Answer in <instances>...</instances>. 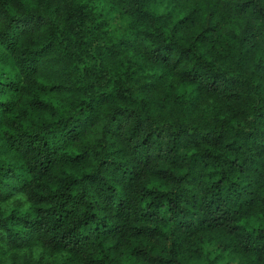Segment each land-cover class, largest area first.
Masks as SVG:
<instances>
[{
	"label": "clouds",
	"instance_id": "clouds-1",
	"mask_svg": "<svg viewBox=\"0 0 264 264\" xmlns=\"http://www.w3.org/2000/svg\"><path fill=\"white\" fill-rule=\"evenodd\" d=\"M14 5L15 10L0 9V32L22 14L46 21L11 61L10 75L19 77L21 85L12 100L23 98L17 114L30 103L43 109L12 117L17 132L23 139L28 132L58 129L71 118L83 133L72 129L74 142L59 154L60 163L47 177L0 185V264H62L71 254L55 249L73 245L80 264H98L95 239L81 247L67 236L63 241L44 233L21 236L7 223L38 218V208L55 206L73 184L81 186L72 190L78 197L102 167L98 154L108 147L110 131L130 156L138 155L130 182L118 191L130 201L128 231L118 245L122 264H140L128 257L133 247L150 258L143 264H243L233 251L237 237L264 234V179L256 177L255 165H241L244 175L224 185L234 195L253 188L247 209L235 201L217 202L203 224L194 218L178 228L169 219L167 200L179 197L180 207L186 208L185 199L199 198L214 183L210 177L219 178L215 165L203 166L209 160L202 139L229 142L252 134L264 116V0H14ZM68 7L78 17L74 34L66 31ZM51 28L59 37L55 50L46 38ZM161 46L169 49L163 58L167 67L160 63ZM25 49H35L39 57L30 74L21 66ZM118 91L139 107L121 106L119 120L113 122V107L105 101ZM86 104L96 106L88 120L81 114ZM64 161L79 163L66 166ZM154 198L165 200L163 211L154 212ZM146 215L155 216V223H138ZM138 228L146 240L136 238Z\"/></svg>",
	"mask_w": 264,
	"mask_h": 264
},
{
	"label": "trees",
	"instance_id": "trees-1",
	"mask_svg": "<svg viewBox=\"0 0 264 264\" xmlns=\"http://www.w3.org/2000/svg\"><path fill=\"white\" fill-rule=\"evenodd\" d=\"M40 2L43 3L44 0ZM9 8L15 10L14 0H0V9L7 11ZM64 12L68 22L66 31L74 34L73 26L78 19L76 9L68 7L64 9ZM45 24L43 17L38 16L34 21L32 14H22L19 19L13 17L8 27L0 32V106L7 105L6 108L0 107V185H6L10 181H16L22 185L27 178L47 177L60 163L59 154L74 142L72 129L77 128L81 134L83 133V129L77 127L79 121H73L70 118L58 129H42L39 133L28 132L23 134V139H21V134L16 130L17 120L12 119L26 112L43 111V109H36L30 103L23 112L17 114L16 105L21 103L23 98L13 101L12 97L21 92L20 79L17 77L13 80L10 73L14 71L11 61L15 50L22 47L25 41ZM60 35L67 38L65 32H61ZM46 38L48 44L52 45L50 50H55L59 40L57 30L49 29ZM122 47H127V45H122ZM121 54L117 53V55ZM168 55L169 49L161 46L159 48V56L162 58L160 63L165 67L167 64L163 58ZM21 56L23 57L22 69L29 74L35 71L34 61L39 58L36 50L25 49ZM256 78L261 79L262 77L258 75ZM52 90L53 88L48 89V91ZM43 91L44 89H41V92ZM89 91L92 90L89 89ZM204 91L207 92V89ZM105 102L113 107V122H118L121 106H129L133 111L139 107L134 101L127 99L126 93L119 91L115 95H109ZM21 106L23 107L22 103ZM95 113V104H86L81 108V114L85 120L94 117ZM252 127L254 129L252 134L235 136V139L229 142L223 138H218L215 142L202 139L201 145L206 149L209 160V163L203 166L215 165L219 178L217 179L216 175L211 176L214 183L199 198L193 196L190 200L185 199L186 208L180 207L179 197L176 201H173L171 197L168 198L167 211L172 213L169 219H175L178 228L184 227L194 218L203 224L205 214L215 210L218 207L217 202L235 201L240 207L249 208L250 205L246 201L251 199L249 193L253 191L252 187H248L247 191L241 189L234 195L233 192H226L224 185L228 184L233 177L239 178L244 175L241 165L244 167L255 165L256 177L264 179V116ZM114 135L115 133L111 131L108 133V147L98 154L102 167L98 169L93 179L87 181L86 187L80 190L78 197L72 196V190H79L81 186L73 184L62 193V199L57 200L55 206L50 209L38 208L36 211L38 218L12 219L8 221L7 228L19 232L21 236L40 237L42 233L49 234L53 240L58 241H63L67 236L69 240L75 239L81 247L88 240L95 239L98 242L97 250L101 257L98 264H122L118 259V254L122 249L118 245H120L122 236L128 231L130 201L126 195H118V191L124 189V181L130 182L132 170L137 165L138 155L130 156L124 147L114 142ZM230 144H238L239 147L233 148ZM64 163L68 166L79 162L64 161ZM200 166L197 164V168ZM232 182L235 183V181ZM40 202L45 203L46 201L41 197ZM151 207L154 212L163 211L165 200L154 198ZM155 221V216L146 215L140 218L138 223L154 224ZM0 226L3 225L0 224ZM135 235L137 239H147L143 228H138ZM110 242L113 243L110 245ZM55 250H66L71 254L72 259L62 264H80V252L75 245L67 249L57 248ZM233 251L243 257V264H264V234L256 238L237 237ZM128 257L129 259L135 258L140 264L150 259L142 256L135 247L128 252ZM85 264L89 262L86 261ZM91 264H96V262L93 260ZM150 264H157V262L150 260Z\"/></svg>",
	"mask_w": 264,
	"mask_h": 264
}]
</instances>
